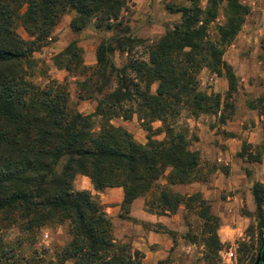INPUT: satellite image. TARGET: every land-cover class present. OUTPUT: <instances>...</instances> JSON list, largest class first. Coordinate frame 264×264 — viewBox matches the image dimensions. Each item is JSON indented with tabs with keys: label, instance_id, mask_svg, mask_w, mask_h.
Returning <instances> with one entry per match:
<instances>
[{
	"label": "trees",
	"instance_id": "obj_1",
	"mask_svg": "<svg viewBox=\"0 0 264 264\" xmlns=\"http://www.w3.org/2000/svg\"><path fill=\"white\" fill-rule=\"evenodd\" d=\"M188 2L190 7L167 6L181 21L148 48L145 62L136 57L142 42L133 37L125 17L128 0H0V264H142L141 252L116 242L104 207L90 192L75 189L78 175L88 176L97 192L121 188L126 214L141 198L148 210L161 213L202 203L198 194L186 197L173 191L201 181V154L192 149L193 137L178 121L183 113L195 119L221 115V124L233 117L235 107L227 101L237 78L224 55L251 10L242 0ZM222 8L226 23L212 37L211 26ZM68 11L75 13L70 25L74 33L95 24L98 31L112 34L99 46L95 68L84 65L76 44L55 59L59 69L83 78L78 82L82 99L101 96L90 115L72 107L64 83L36 81L34 54ZM20 22L30 41L17 33ZM116 53L128 55L129 62L118 67ZM204 69L228 80L223 109L220 94L200 89ZM248 108L264 121V93ZM134 115L150 134L146 145L111 123ZM156 122L162 124L157 130L165 135L162 141L153 139ZM260 149L250 163L262 162L264 144ZM253 197L264 242L262 183L254 184ZM58 226L67 227L69 241L51 260L28 253L41 230ZM14 231L16 240H7ZM207 246L221 249L216 233Z\"/></svg>",
	"mask_w": 264,
	"mask_h": 264
},
{
	"label": "rangeland",
	"instance_id": "obj_2",
	"mask_svg": "<svg viewBox=\"0 0 264 264\" xmlns=\"http://www.w3.org/2000/svg\"><path fill=\"white\" fill-rule=\"evenodd\" d=\"M128 2L130 12L125 15L126 20L129 22L133 37L142 42L136 49V57L148 62V48L163 37L168 29H172L181 21V15L170 14L167 6L190 7L191 4L188 0H128ZM242 3L250 8L251 13L254 7H257L261 14L264 12V0H242ZM201 7H206L205 1L201 2ZM74 17L73 11L64 14L47 43L34 54V59L38 62V69L35 72L36 81L42 85H47L51 81L64 83L69 91L72 107L83 115H90L96 112L101 96L82 99L78 82L83 81V78L59 69L55 59L70 45L76 44L83 51L84 65L95 68L97 50L101 43L109 39L112 34L98 31L95 24L80 33H74L70 26ZM225 23L222 8L218 20L211 26V36H216V27ZM17 33L25 41L31 40L21 22L17 26ZM237 38L227 48L225 55L237 44ZM248 39L245 41L242 52L243 57L248 59V74L245 80L243 77L236 76V91L227 101L235 107L233 117L225 124H221V115L201 116L195 119L183 113L178 121L180 126L189 129L193 137L192 149L201 154V181L189 186H177L173 191L186 197L198 194L202 203L194 202L187 208L181 206L175 212L161 213L148 210L146 199L141 198L138 199L139 205H136L134 210L131 206L129 214H126L122 210L124 192L121 188L97 192L88 176L78 175L75 179L77 191L90 192L104 207L112 223L113 237L116 242L131 245L134 250L143 254L142 264H257L261 253L264 252V242L261 240L257 224V207L253 197L254 184L261 183L263 180L264 185V156L261 163L249 161L250 156L262 152L260 147L264 144V121L257 112L248 108L249 102L261 97L264 93V29ZM114 59L118 67L129 62L128 55L119 53L115 54ZM233 71L236 75V71L234 69ZM220 78L222 79L219 80ZM199 81L202 92L220 94L223 97V109L229 92L227 78L218 77L209 69H204L199 76ZM224 88L227 90L224 91ZM156 90L157 85H154L152 92L155 93ZM257 117L260 118L259 122L256 120ZM234 121L240 122L237 127L233 126L238 133L226 129ZM111 123L129 132L138 144L148 143L150 134L137 115L129 121L115 118ZM161 127L160 122L153 124L154 140H164L165 135L157 131ZM256 127H259V131L255 130ZM236 135H239L241 141L239 151L233 152L231 158L227 159L226 151L230 149L227 145L228 141ZM251 138L262 139V141L260 144L250 143ZM207 150H211L212 154L210 155ZM231 160L237 165L234 173H231L230 167L226 166V162ZM222 175L229 182L223 185L224 188L219 189L215 187V183ZM142 209L162 217L164 223L150 225L141 221L139 216ZM133 213L138 217H134ZM144 231L164 236L162 245L150 246V251H156L158 246H163L165 250H162L159 257H150L147 261L145 259L149 254L146 250H139L135 240L141 237ZM215 233L222 245L220 250H213L207 246V242L215 239ZM17 236L18 232L14 231L7 236V240L15 241ZM36 238L37 245L27 251L28 253L36 252L34 257L43 262L51 260L56 249L65 246L69 241L66 226L45 228L37 234ZM230 252L234 253L231 259Z\"/></svg>",
	"mask_w": 264,
	"mask_h": 264
},
{
	"label": "crops",
	"instance_id": "obj_3",
	"mask_svg": "<svg viewBox=\"0 0 264 264\" xmlns=\"http://www.w3.org/2000/svg\"><path fill=\"white\" fill-rule=\"evenodd\" d=\"M252 15H250L249 19L247 20L245 26L242 29V32L239 34L238 38H237V44L234 45L232 47V49L230 51L227 52V54L225 55V60L227 61V63L229 65H231L233 67V69L236 71V76L237 77H243L244 80L246 79V74H248V59H246L245 57H243L242 52H243V47L245 45V41H248V37L254 35L255 33L259 32L260 30L264 29V12L263 14H261L259 12V9L257 7H254L252 9ZM222 78H220L219 80H221ZM227 89L224 88V91H226ZM223 91V90H222ZM247 119V118H245ZM256 120L259 122L260 118L257 117ZM262 120V119H261ZM239 121H234L233 123H230L228 125V127L226 128L228 131H235L236 133H238V131L236 129L233 128L237 127L239 125ZM255 130L259 131V127H256ZM253 135V134H252ZM239 135L236 136H232V138L230 139V141H228V146L230 147V149L228 151H226V158L229 159L231 158V154L234 152L239 151V146L241 144V141L238 137ZM260 141H262V139L258 140H254V139H250V143H254V144H260ZM207 152L211 155L212 151L211 150H207ZM221 160V159H220ZM222 161V160H221ZM226 166L230 167V172L234 173L237 165L235 163V161H227L226 162ZM231 181V179H230ZM226 182H229V180L225 179V177L222 175V177H220L218 180H216L215 183V187L221 189L224 188L223 185H225ZM261 183H263V180L261 181ZM204 188H202L203 190ZM118 194H120L118 192ZM121 197V194H120ZM122 200V198H121ZM139 205V200H136L133 204H132V209H135V206ZM134 217H138L133 213ZM139 219H141V221H144L147 224L150 225H156V224H162L164 223V219L162 217H158L156 215H152L150 213H147L145 210L142 209L141 211V216H139ZM163 235L161 234H156L154 232H148L146 233L145 231L143 232V235L141 237H139L138 239H135L137 242V246L139 250H146L147 251V257L145 259V261L149 260L150 257H159V255L163 252L162 250H165L163 248V246H158L154 251L151 252L150 250V246L153 245H162V243L164 242L163 240ZM159 259V258H158Z\"/></svg>",
	"mask_w": 264,
	"mask_h": 264
},
{
	"label": "water",
	"instance_id": "obj_4",
	"mask_svg": "<svg viewBox=\"0 0 264 264\" xmlns=\"http://www.w3.org/2000/svg\"><path fill=\"white\" fill-rule=\"evenodd\" d=\"M257 264H264V252L261 253L259 259H258V262Z\"/></svg>",
	"mask_w": 264,
	"mask_h": 264
},
{
	"label": "built area",
	"instance_id": "obj_5",
	"mask_svg": "<svg viewBox=\"0 0 264 264\" xmlns=\"http://www.w3.org/2000/svg\"><path fill=\"white\" fill-rule=\"evenodd\" d=\"M234 257V253L233 252H230L229 253V258L231 259V258H233Z\"/></svg>",
	"mask_w": 264,
	"mask_h": 264
}]
</instances>
